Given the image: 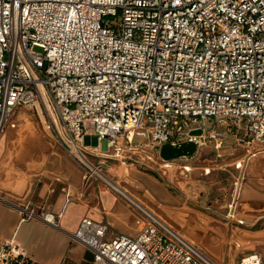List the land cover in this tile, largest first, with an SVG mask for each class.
Listing matches in <instances>:
<instances>
[{"label": "built area", "instance_id": "obj_1", "mask_svg": "<svg viewBox=\"0 0 264 264\" xmlns=\"http://www.w3.org/2000/svg\"><path fill=\"white\" fill-rule=\"evenodd\" d=\"M18 109L44 118L85 185L104 184L147 219L139 237L113 241L108 226L84 220L74 237L93 264H216L89 156L102 154L103 142L121 164L144 145L159 155L168 144L201 149L223 138L219 127L264 152V0H0V139ZM198 130L203 136H191ZM20 212L59 227L50 209ZM30 263L22 247L0 243V264Z\"/></svg>", "mask_w": 264, "mask_h": 264}, {"label": "crops", "instance_id": "obj_2", "mask_svg": "<svg viewBox=\"0 0 264 264\" xmlns=\"http://www.w3.org/2000/svg\"><path fill=\"white\" fill-rule=\"evenodd\" d=\"M217 131L223 138L209 140L206 147L198 149L197 153L200 150L203 153L197 161L185 158L165 162L148 145L136 148V152H131L129 162L123 164L108 158V151H103L102 146V154L89 156V159L96 165L101 164L103 171L118 185L125 173L131 172L129 177L133 178L128 179L136 184L140 181L133 179L139 178L145 185H135L132 191L126 192L173 229L181 234L185 231L191 242L202 238L214 217L218 216L206 208V194L203 197L199 194L197 184L189 183L188 175L194 169L208 168L206 175L216 169L214 171L227 175L236 174L237 177L233 175L235 180L241 177L238 224H247V227L232 231L233 246L240 251L245 248L241 239L243 233L252 243L264 241V228H252L264 219V168L256 169L258 162H264V152H260L258 145L247 149L228 128L219 127ZM17 141L18 136L14 134H7L0 140V243L14 242L22 247L32 264H93L94 253L74 237L84 220L91 219L108 226V241L121 236L137 238L145 230L148 222L139 211L98 181L85 185L83 170L53 141H32L23 149L14 146ZM136 143L141 141L136 140ZM144 149L153 155L149 156ZM155 169L165 171L168 182L172 183V191L139 171ZM256 175L262 177L251 180ZM177 188L180 194L174 190ZM21 208L50 209L57 217L59 227L37 219L23 221ZM262 257L264 261V251Z\"/></svg>", "mask_w": 264, "mask_h": 264}, {"label": "rangeland", "instance_id": "obj_3", "mask_svg": "<svg viewBox=\"0 0 264 264\" xmlns=\"http://www.w3.org/2000/svg\"><path fill=\"white\" fill-rule=\"evenodd\" d=\"M36 52L42 53V50L40 48L35 49ZM44 115L46 117L45 111ZM44 118H39L37 114L31 113L24 109H18L16 110L6 128L5 134H14L18 136V141L14 143V146L21 147L22 149L25 148L30 142L32 141H53L51 138V134L49 132L45 131V128L43 127ZM191 127H203L202 123H192ZM213 122L208 121L206 123V130L207 134H210L213 131ZM188 131V129L186 130ZM2 137V138H3ZM1 138V139H2ZM0 139V140H1ZM137 140H140L138 138ZM102 150L108 151V145L107 142L102 143ZM145 152L149 151L147 149H144ZM203 153V150H200L193 158L195 161H197ZM153 155L152 153L148 154ZM209 156L211 157L212 154L209 153ZM257 170H261L264 168V162H258L257 163ZM208 170V168L205 169H194L192 173H190L189 176V183L193 182L197 184L198 192L202 197L206 194V208H210L212 212H215V215L218 217H214L215 220L209 224V229H207V232H204V235L199 240H193L194 244L198 245L207 255H209L213 260H215L218 264H239L241 259L245 256L252 255V254H258L261 256L262 260V252L264 251V241L262 239L258 242H251L252 240H246L245 235L241 239H243V244L245 246L242 250H237L235 246H233V229L241 228L242 230H245L246 226H240L238 224V221H240L239 210H238V202H236L233 205L234 200V176L236 174L232 173L228 174L224 173L222 171H214L216 169H211L210 174L206 175L205 171ZM142 174H146V178H151V180H157L161 184L163 188H167L168 190L172 191L170 186L172 183L168 182V177L165 175V171L162 169H155L153 171L148 170H139ZM129 175H131V172L125 173V176L120 179V184L123 189H128L125 191H132V187H136L141 183V180L139 178L136 179L139 184H136L134 182H131L128 178ZM234 175V176H233ZM262 177L261 175H256L255 177H251V180H255L258 177ZM237 177V176H236ZM235 177V178H236ZM133 178V177H131ZM249 176L246 177V183L249 181ZM112 179V178H111ZM264 179V177H263ZM116 181V180H115ZM130 181L129 184H126ZM148 183V182H146ZM171 184V185H170ZM179 184V183H178ZM264 184V183H262ZM145 185V184H144ZM150 186L151 184L148 183ZM148 186V188H149ZM141 191L143 189V186H139ZM146 189V188H145ZM144 189V190H145ZM180 194V190L174 189ZM135 191V190H134ZM136 194H139L136 192ZM142 194V192H141ZM201 201L203 198L200 199ZM233 205V207H232ZM264 215V214H263ZM233 216V217H232ZM260 216V214H259ZM229 217V218H228ZM260 229L264 228V219L259 223L258 225L252 227ZM182 234L186 237V232L181 231ZM247 236V235H246ZM244 237V238H243ZM189 239V238H188ZM191 240V239H189ZM258 240V239H257ZM256 241V240H255ZM255 246L256 249H252V247ZM250 249V250H249ZM264 264V261H263Z\"/></svg>", "mask_w": 264, "mask_h": 264}, {"label": "water", "instance_id": "obj_4", "mask_svg": "<svg viewBox=\"0 0 264 264\" xmlns=\"http://www.w3.org/2000/svg\"><path fill=\"white\" fill-rule=\"evenodd\" d=\"M191 136H203V130L194 131ZM197 145L193 142H186L173 146L171 144L165 145L160 150V157L165 162H172L185 158H193L197 154Z\"/></svg>", "mask_w": 264, "mask_h": 264}, {"label": "trees", "instance_id": "obj_5", "mask_svg": "<svg viewBox=\"0 0 264 264\" xmlns=\"http://www.w3.org/2000/svg\"><path fill=\"white\" fill-rule=\"evenodd\" d=\"M30 264H32V263H30Z\"/></svg>", "mask_w": 264, "mask_h": 264}]
</instances>
